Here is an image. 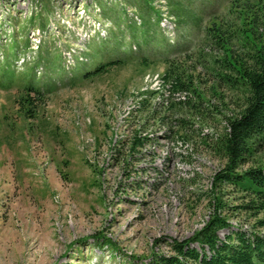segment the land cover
<instances>
[{
  "label": "rangeland",
  "instance_id": "rangeland-1",
  "mask_svg": "<svg viewBox=\"0 0 264 264\" xmlns=\"http://www.w3.org/2000/svg\"><path fill=\"white\" fill-rule=\"evenodd\" d=\"M231 1L0 0V264H150L208 222L224 166L208 144L224 124L183 107L188 96L163 83L158 53L198 66L204 28ZM178 5L198 25L178 21ZM141 16L152 23L142 28ZM225 214L221 240L264 235L244 213Z\"/></svg>",
  "mask_w": 264,
  "mask_h": 264
},
{
  "label": "trees",
  "instance_id": "trees-1",
  "mask_svg": "<svg viewBox=\"0 0 264 264\" xmlns=\"http://www.w3.org/2000/svg\"><path fill=\"white\" fill-rule=\"evenodd\" d=\"M230 4L226 14L211 17L209 26L204 28L208 53L200 51L194 55L198 66L189 67L180 58L164 54L171 49H161L158 53L166 66L163 83L170 84L173 92L188 96L182 101L183 107L193 116L204 115L213 121L220 118V123L224 124L223 130L208 144L224 161V166L213 177L214 213L208 222L192 237L173 240L169 245L170 254H154L150 264H264V235L261 233L248 235L238 231L224 241L218 235L219 231L230 227L227 214L223 215L230 210L255 219V228H264V218L258 219L264 216V164L255 163L264 151V5L262 0H232ZM156 15L158 23V13ZM173 15L183 24L198 25L201 19L183 5L176 6ZM141 19L142 28L152 23L144 16ZM137 28L136 23L129 27L130 30ZM141 32L145 42L153 39L149 29ZM157 45L165 47L164 43ZM127 60L128 57H121L103 63L85 77L99 76L112 67L125 65ZM155 62L141 60L145 65ZM198 68L212 85L209 95L202 91ZM210 95L216 101L214 105L208 99ZM142 105L146 106L144 101ZM140 143L135 136L132 146L138 147ZM227 189L240 200L239 205L231 207L224 200ZM193 244L198 249L193 248Z\"/></svg>",
  "mask_w": 264,
  "mask_h": 264
}]
</instances>
